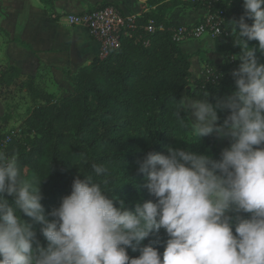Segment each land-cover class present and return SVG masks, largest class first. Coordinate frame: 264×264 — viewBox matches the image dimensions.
Wrapping results in <instances>:
<instances>
[{"label":"clouds","instance_id":"obj_1","mask_svg":"<svg viewBox=\"0 0 264 264\" xmlns=\"http://www.w3.org/2000/svg\"><path fill=\"white\" fill-rule=\"evenodd\" d=\"M243 9L231 21L241 49L232 57L240 61L232 71L235 91L215 104L207 93L184 97L175 112L181 121V112H191L197 142L213 133L231 138L220 158L172 147L166 155L147 153L138 171L156 199L134 211L122 201L114 206L116 198L106 196L93 175L74 177L49 220L41 180L26 178L18 157L0 151V264H264V63L248 44L256 40L264 51V0H243ZM225 109L229 115L216 124ZM92 169L96 176L106 173L102 165ZM36 225L47 246L37 239ZM161 229L168 237L162 252L142 243ZM128 248L139 256L130 257Z\"/></svg>","mask_w":264,"mask_h":264},{"label":"trees","instance_id":"obj_2","mask_svg":"<svg viewBox=\"0 0 264 264\" xmlns=\"http://www.w3.org/2000/svg\"><path fill=\"white\" fill-rule=\"evenodd\" d=\"M42 1L51 6L53 0ZM190 1L147 0L155 10L136 17V29L131 36L121 39L118 49L67 75L72 92L57 101L34 80H28L31 100L42 101L25 120L20 136L11 139L1 151L18 157L26 178L41 180V203L49 220L52 218L48 213L70 194L74 177L93 175L105 195L116 198L114 206L118 207L122 201L126 209L134 211L137 203L156 199L144 187L145 174L138 171V162L147 153L166 155L167 148L172 147L220 158L222 150L217 147L216 134L201 137L197 142L187 112L180 113L182 121L175 112L183 92L191 85L188 98L192 100L204 99L207 93L208 102L215 104L217 99L231 95L235 91L232 71L239 67L240 61L218 64L201 61L198 78L192 82L191 56L173 40L175 27L169 23L168 15L175 9L222 12L223 34L213 38L215 49L227 57L238 56L241 49L234 44L236 36L231 21L243 15V0ZM149 22L155 28L153 33L145 31ZM245 22L252 23L247 17ZM0 31L7 35L1 27ZM248 44L257 49L258 62L264 63V51L259 50L258 41ZM11 71L20 74L17 67ZM217 115L216 124H221L229 110H218ZM93 164L102 165L106 173L96 176ZM5 198L12 203L13 197L5 194ZM21 218L31 222L23 214ZM35 227L37 239L47 246L40 226ZM167 238L161 229L142 243H151L162 252ZM127 253L132 258L140 254L131 248Z\"/></svg>","mask_w":264,"mask_h":264},{"label":"crops","instance_id":"obj_3","mask_svg":"<svg viewBox=\"0 0 264 264\" xmlns=\"http://www.w3.org/2000/svg\"><path fill=\"white\" fill-rule=\"evenodd\" d=\"M21 1L0 0V27L10 40L7 47L17 49L15 51L22 72L55 98L69 95L72 88L67 81V75L71 76L81 67L89 65L99 54V44L90 37L87 27L71 26L67 20L68 15L90 11L101 4L116 6L122 13L136 17L143 12L155 10L154 6L148 5L147 0H53L51 6L42 0H30L41 11L42 22L41 25L36 22L33 34L26 41H22L13 33L14 19L8 14V10H11L8 7L13 4L18 6ZM207 14L205 9H175L168 15V21L175 28L193 26ZM179 44L181 50L191 56L190 71L194 70L191 73L192 82L198 78L202 68L201 61L218 64L226 59V54L217 52L213 39L207 36L185 40ZM182 44L186 45L187 49H184ZM206 49L209 54L216 51L222 60L214 62L207 58ZM201 55L205 57H200ZM232 57L229 60H232ZM194 60L197 65L193 68ZM216 139L217 146H230V137L220 138L216 135Z\"/></svg>","mask_w":264,"mask_h":264},{"label":"rangeland","instance_id":"obj_4","mask_svg":"<svg viewBox=\"0 0 264 264\" xmlns=\"http://www.w3.org/2000/svg\"><path fill=\"white\" fill-rule=\"evenodd\" d=\"M4 8L6 9V7ZM8 8L11 9L8 10V14L14 19L13 33H15L18 38L22 39V41H26L30 38V35L33 34L36 22L41 25L43 16L41 11L37 9L30 0H22L18 6L13 4ZM9 43L8 36L0 31V151L11 139L20 136V130L24 126L25 120L30 116L33 109L42 101L41 99L35 102L31 100L30 93L27 90L28 80L31 78L28 77L25 72H22L18 63V54L15 51L17 49L8 48L7 45ZM182 47L187 49V46L184 44H182ZM214 52L215 53L210 52L209 54L206 49L205 55L214 62L221 61L222 57H219L216 51ZM207 54L209 55L207 56ZM205 55H201L200 57H205ZM229 59L230 57L226 56V59L223 61H228ZM229 61L232 62L233 59ZM192 65L193 68L197 65L196 60L192 62ZM15 67L20 70L19 76L11 71V68ZM193 71L191 73H193ZM191 88L192 85L187 91L183 92L182 98L188 97ZM42 89L45 90V88ZM48 96L50 97V95ZM50 98H54V101L59 99L55 98L53 95H51ZM187 115L191 123H194V117H192L190 111L187 112ZM217 147L221 150L225 149V147L220 145ZM245 214L246 213L243 212L239 213V215L244 218ZM229 215L232 214L229 213Z\"/></svg>","mask_w":264,"mask_h":264},{"label":"built area","instance_id":"obj_5","mask_svg":"<svg viewBox=\"0 0 264 264\" xmlns=\"http://www.w3.org/2000/svg\"><path fill=\"white\" fill-rule=\"evenodd\" d=\"M67 20L71 26L87 27L90 37L99 44L100 59L118 49L121 39L131 36V32L136 29V16L124 14L120 8L112 5L70 14ZM222 23V12L208 13L197 25L175 28L173 40L180 43L202 36H211L212 39L219 37L223 34ZM145 31L148 33L155 31L152 22H149Z\"/></svg>","mask_w":264,"mask_h":264}]
</instances>
